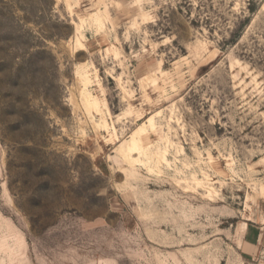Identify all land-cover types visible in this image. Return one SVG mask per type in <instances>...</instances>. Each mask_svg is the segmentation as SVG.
<instances>
[{
    "label": "rangeland",
    "instance_id": "1",
    "mask_svg": "<svg viewBox=\"0 0 264 264\" xmlns=\"http://www.w3.org/2000/svg\"><path fill=\"white\" fill-rule=\"evenodd\" d=\"M247 224L264 0H0V264H264Z\"/></svg>",
    "mask_w": 264,
    "mask_h": 264
},
{
    "label": "crops",
    "instance_id": "2",
    "mask_svg": "<svg viewBox=\"0 0 264 264\" xmlns=\"http://www.w3.org/2000/svg\"><path fill=\"white\" fill-rule=\"evenodd\" d=\"M242 246L249 256H264V225L263 227L247 224L243 234Z\"/></svg>",
    "mask_w": 264,
    "mask_h": 264
},
{
    "label": "bare ground",
    "instance_id": "3",
    "mask_svg": "<svg viewBox=\"0 0 264 264\" xmlns=\"http://www.w3.org/2000/svg\"><path fill=\"white\" fill-rule=\"evenodd\" d=\"M107 11V4H105V3H103V7L101 8V9H98L97 10V15H98V19H97V22H99V16H100V14H102V13H104V12H106ZM76 43L78 44L79 43V41H78V39L76 40ZM156 70L159 72H161V69H160V67H157L156 68ZM128 150H129V152H131V153H133V152H135V150H136V142H132L131 143V145L129 146V148H128Z\"/></svg>",
    "mask_w": 264,
    "mask_h": 264
}]
</instances>
